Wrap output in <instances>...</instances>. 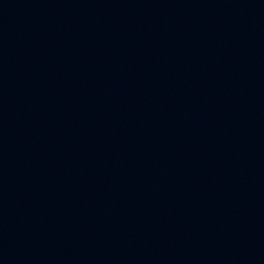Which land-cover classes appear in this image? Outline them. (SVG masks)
Instances as JSON below:
<instances>
[{"label": "water", "instance_id": "water-1", "mask_svg": "<svg viewBox=\"0 0 264 264\" xmlns=\"http://www.w3.org/2000/svg\"><path fill=\"white\" fill-rule=\"evenodd\" d=\"M0 264H264V0H0Z\"/></svg>", "mask_w": 264, "mask_h": 264}]
</instances>
